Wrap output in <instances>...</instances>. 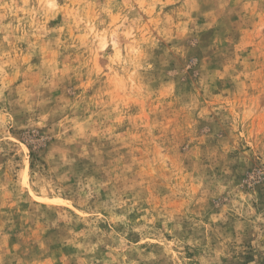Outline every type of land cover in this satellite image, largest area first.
Listing matches in <instances>:
<instances>
[{"label": "rangeland", "instance_id": "rangeland-1", "mask_svg": "<svg viewBox=\"0 0 264 264\" xmlns=\"http://www.w3.org/2000/svg\"><path fill=\"white\" fill-rule=\"evenodd\" d=\"M0 264H264V0H0Z\"/></svg>", "mask_w": 264, "mask_h": 264}]
</instances>
